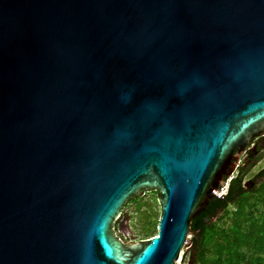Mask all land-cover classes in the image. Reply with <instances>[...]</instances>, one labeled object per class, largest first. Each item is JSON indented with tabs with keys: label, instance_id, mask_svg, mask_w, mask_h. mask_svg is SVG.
Listing matches in <instances>:
<instances>
[{
	"label": "water",
	"instance_id": "95a60500",
	"mask_svg": "<svg viewBox=\"0 0 264 264\" xmlns=\"http://www.w3.org/2000/svg\"><path fill=\"white\" fill-rule=\"evenodd\" d=\"M262 136L264 0H0V264H179Z\"/></svg>",
	"mask_w": 264,
	"mask_h": 264
},
{
	"label": "trees",
	"instance_id": "16d2710c",
	"mask_svg": "<svg viewBox=\"0 0 264 264\" xmlns=\"http://www.w3.org/2000/svg\"><path fill=\"white\" fill-rule=\"evenodd\" d=\"M251 154L231 180L227 193L211 199L194 219L195 233L185 258L193 249L196 264H264V169L255 179L247 181L255 164L264 159V148H254ZM231 206L236 207L233 216L242 219L244 224L238 231L220 227L215 221L220 212L229 211ZM218 233L222 241L218 243V255L211 260L212 248L208 241Z\"/></svg>",
	"mask_w": 264,
	"mask_h": 264
},
{
	"label": "rangeland",
	"instance_id": "374dc122",
	"mask_svg": "<svg viewBox=\"0 0 264 264\" xmlns=\"http://www.w3.org/2000/svg\"><path fill=\"white\" fill-rule=\"evenodd\" d=\"M253 145L254 143L250 145L249 149H251ZM246 159L245 155L240 157L239 164H237L239 165L238 168L247 161ZM262 169H264V159L255 164L254 168L247 176V181L255 179L256 175ZM235 209V206H231L229 211L219 213L215 221L220 227H227L235 231L244 228L242 219H237L233 216ZM160 213L161 205L158 190L146 191L144 194L130 200L129 203L125 205L120 218L115 224V232L127 245L138 240H146L158 233ZM219 235L220 233L211 235L208 241L209 246L212 248V252L209 253V258L211 260H214L218 255V243L222 241ZM190 244L191 241L189 247ZM192 253L193 249L190 250V254H188L189 256L187 258H185L184 255L179 264H196Z\"/></svg>",
	"mask_w": 264,
	"mask_h": 264
},
{
	"label": "flooded vegetation",
	"instance_id": "af4514ba",
	"mask_svg": "<svg viewBox=\"0 0 264 264\" xmlns=\"http://www.w3.org/2000/svg\"><path fill=\"white\" fill-rule=\"evenodd\" d=\"M264 136H262V137H260V138H258L256 141H255V143H254V146H253V149L255 148L256 150H257V148H264V144H263V142H261V139L263 138ZM251 150L252 149H248L247 151H246V153L244 154L245 155V157L247 158V159H249L250 158V155H252L251 154ZM260 152H258V154H259ZM246 159V160H247ZM240 168V167H239ZM239 168H238V170H239Z\"/></svg>",
	"mask_w": 264,
	"mask_h": 264
},
{
	"label": "built area",
	"instance_id": "2783aa9c",
	"mask_svg": "<svg viewBox=\"0 0 264 264\" xmlns=\"http://www.w3.org/2000/svg\"><path fill=\"white\" fill-rule=\"evenodd\" d=\"M225 192V191H224ZM221 196L224 195V194H220Z\"/></svg>",
	"mask_w": 264,
	"mask_h": 264
}]
</instances>
